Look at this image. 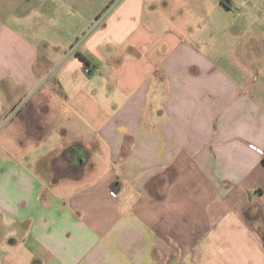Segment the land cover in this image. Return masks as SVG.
I'll use <instances>...</instances> for the list:
<instances>
[{
	"label": "crops",
	"instance_id": "obj_1",
	"mask_svg": "<svg viewBox=\"0 0 264 264\" xmlns=\"http://www.w3.org/2000/svg\"><path fill=\"white\" fill-rule=\"evenodd\" d=\"M84 1L0 0L9 245L25 264H264L258 15L237 21L238 0H119L70 53ZM48 173L76 185L56 190Z\"/></svg>",
	"mask_w": 264,
	"mask_h": 264
},
{
	"label": "rangeland",
	"instance_id": "obj_2",
	"mask_svg": "<svg viewBox=\"0 0 264 264\" xmlns=\"http://www.w3.org/2000/svg\"><path fill=\"white\" fill-rule=\"evenodd\" d=\"M106 0H85L83 2V8L85 10V12H81L78 16H76L75 18L71 19L68 23V26L70 28V33L69 36L72 39L73 43L71 46L72 50L73 47H77V45L81 44L82 41H84L87 36H89V34L92 31H95L98 29L99 26H101L100 24L102 22H104V20L106 19V17L111 13L112 9L114 8L115 4L119 1V0H112L109 3V7L106 8ZM194 0H190V7L193 5ZM247 1V3H246ZM249 1L251 0H238V2L243 5L244 9L241 11V15L239 14L235 19L240 20L243 19L245 21L248 20V15L249 14H256L258 15V21H259V28L262 29L261 31V35H262V41L261 44L264 45V0H256L254 3L249 4ZM244 3H246V5H244ZM81 5V3H80ZM250 7L251 10H250ZM255 9H258V11H256ZM99 11L101 15H92V13L94 11ZM99 16V17H98ZM225 10L222 9H215L214 10V16H213V24L216 25L217 23H219V30L217 29H212L211 32V36H212V43L214 46L216 47H221V46H225ZM232 17V15H230ZM98 17V18H97ZM210 23V22H209ZM207 23H205L206 25ZM85 27V30L82 28ZM78 29H80V33L78 38L76 39L74 34L75 31ZM92 34V33H91ZM240 45L242 46H246L245 44H252L250 43V35L246 34L244 37L242 36V39H240ZM236 43V42H235ZM260 44V45H261ZM78 45V46H79ZM5 124L1 125L0 130L3 128H6L8 130V126L4 127ZM87 135H91L90 132H87ZM55 138V136H54ZM96 158L97 159H102L101 160V164L99 165V170L95 171V172H90L88 174V178H86V183H88V181H90L91 179H93L94 177H100V174L102 173V170L104 168V157H105V147L102 145L100 148L93 150ZM92 152V151H91ZM33 153V150L32 152ZM87 156H89L88 152L86 153ZM47 178L50 180L52 179L51 182H53L54 184V188L56 190H62V189H66L67 191H71L73 189V187L76 185L71 181H67L65 178H56L54 177V173H48ZM7 222V219L4 218V220L0 221V264H25V261L28 258V255L26 253V250L22 247V246H13V245H9L8 243V239L9 237H11V232H14L15 230L13 229L12 226H9ZM23 233V230H22ZM17 235L21 236V234L17 233ZM16 236V237H18ZM14 258H16L17 260H14ZM16 261V262H15ZM25 261V262H24ZM27 264V263H26Z\"/></svg>",
	"mask_w": 264,
	"mask_h": 264
},
{
	"label": "trees",
	"instance_id": "obj_3",
	"mask_svg": "<svg viewBox=\"0 0 264 264\" xmlns=\"http://www.w3.org/2000/svg\"><path fill=\"white\" fill-rule=\"evenodd\" d=\"M115 185H116V183H113V185H112L113 189H116ZM263 242H264V237H263Z\"/></svg>",
	"mask_w": 264,
	"mask_h": 264
},
{
	"label": "built area",
	"instance_id": "obj_4",
	"mask_svg": "<svg viewBox=\"0 0 264 264\" xmlns=\"http://www.w3.org/2000/svg\"><path fill=\"white\" fill-rule=\"evenodd\" d=\"M72 51H73V49L71 50V52H70V53H72Z\"/></svg>",
	"mask_w": 264,
	"mask_h": 264
}]
</instances>
